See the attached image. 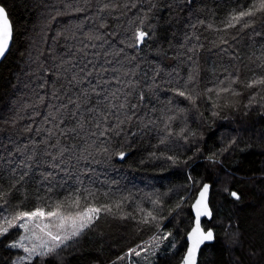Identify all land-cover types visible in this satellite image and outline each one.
<instances>
[{
	"label": "trees",
	"instance_id": "1",
	"mask_svg": "<svg viewBox=\"0 0 264 264\" xmlns=\"http://www.w3.org/2000/svg\"><path fill=\"white\" fill-rule=\"evenodd\" d=\"M251 3L0 0L14 30L0 63V206L79 194L112 209L34 264H126L160 233L175 250L154 264H180L206 183L216 240L199 264H264V85L248 87L264 78V11L225 27ZM16 239L0 237V264Z\"/></svg>",
	"mask_w": 264,
	"mask_h": 264
},
{
	"label": "snow or ice",
	"instance_id": "2",
	"mask_svg": "<svg viewBox=\"0 0 264 264\" xmlns=\"http://www.w3.org/2000/svg\"><path fill=\"white\" fill-rule=\"evenodd\" d=\"M261 11H264V0H252L251 6L245 7L230 15L225 21V27L233 28L237 25H240L242 28L248 27L250 21L246 18L252 17ZM147 35L148 33L138 30L136 34L137 43H143ZM11 36L12 27L8 19V14L4 7H0V57H3L8 50ZM258 85H264V78L250 82L248 87ZM228 90L227 88L224 89V91ZM178 94L180 96L185 95L183 91H180ZM123 106V104L119 105L121 108ZM104 119H107V116ZM208 192L209 185L205 184L199 192V198L195 202V227L192 228L188 236L191 246L187 250V255L183 258V264H196V256L200 246L206 241H212L214 239V234L211 230L205 232L200 227L201 216H211L206 203ZM2 195L0 194V198H2ZM230 195L237 200L240 199L236 192H231ZM116 207L118 208L119 205L117 204ZM102 210L110 212L112 209L109 205L97 207L93 202L86 198L82 199L77 194L71 198L59 201L54 205H49L47 210L41 206L31 211H17L14 215L0 218V236L7 234L9 229L17 226L25 229L26 233L30 232V235L21 237L20 242L12 245V247L23 248L28 253L27 257L21 258L19 264H23L24 261H28L30 264L34 254L38 257H46L55 252L56 248L60 247L67 240L79 236L85 228L94 222L95 218H98V214ZM147 215L151 217L152 213L149 212ZM152 219H155V217H152ZM21 221L23 223H20ZM29 225H31V228H29ZM25 239L30 241L35 240L37 243H33L31 247H27L23 243ZM132 254L139 256L141 252L132 249L128 255Z\"/></svg>",
	"mask_w": 264,
	"mask_h": 264
},
{
	"label": "rangeland",
	"instance_id": "3",
	"mask_svg": "<svg viewBox=\"0 0 264 264\" xmlns=\"http://www.w3.org/2000/svg\"><path fill=\"white\" fill-rule=\"evenodd\" d=\"M7 212H8V214H7ZM7 212H6V210L3 207H0V218H2L4 216H7V215L8 216L12 215V214L9 213V211H7ZM20 223H23V221H21ZM29 228H31V225H29ZM11 231H14V232L16 231V233H17V239L14 241V243H12V245L20 242L21 241V237H24V236H27V235L31 234L30 232L26 233L25 229L20 228L18 226L9 229V232H11ZM78 237L79 236L73 237V238L67 240L60 247L56 248L55 252L51 253L50 255L55 254L61 247H64L68 243L78 239ZM23 243L25 244V246L31 247L32 244L33 243H37V241H35V240H31L30 241V240L25 239V240H23ZM14 248L18 249L20 253H19V255L17 257H15L13 259V264H19V262L21 261V258L22 257H27L28 253L25 252L23 248H20V247H14ZM135 250L136 251H140L141 255H139V256H137L135 254L128 255V253H129L128 252L123 257H121L119 260L123 261V263H126V264H154L155 259L158 256H161V255L165 254L167 251L168 252H172L173 250H175V242L171 238V235H169L167 233H160L159 235H157L153 239H150L149 241H147V242L143 243L142 245H140V247L136 248ZM50 255H48L46 257H38V256H35V254H34L33 255V259L31 260L30 264H34L36 261L38 262L40 259H46ZM23 264H29V262L28 261H24Z\"/></svg>",
	"mask_w": 264,
	"mask_h": 264
},
{
	"label": "water",
	"instance_id": "4",
	"mask_svg": "<svg viewBox=\"0 0 264 264\" xmlns=\"http://www.w3.org/2000/svg\"><path fill=\"white\" fill-rule=\"evenodd\" d=\"M0 7H4V6L0 5ZM4 8H5V7H4ZM5 10H6V8H5ZM6 12H7V10H6ZM7 14H8V12H7ZM8 19H9V21H10V23H11V27H12V36H11V40H10V42H9L8 50L6 51V53H5V55H4L3 57H0V63L5 59V57H6L7 54L9 53V51H10V49H11V46H12V43H13L14 30H13V25H12L11 19H10V17H9V14H8ZM145 39H146V37H145ZM145 39H144V42H145ZM144 42H143V43H139V44H138V47H142L143 44H144ZM206 184L209 185V192H208V194H207L206 203H207L208 210H209L210 213H211V216H210V217H208V216H201V218H200V227H201V229H202L203 231H205V232H207L208 230H206V229L204 228V226H203V221H204V219H207V220H209V221H211V220L213 219V209H212L211 204H210V201H211V194H212V186H211L210 183H206ZM204 185H205V184H204ZM204 185H203V186H204ZM203 186H202V188H203ZM202 188L198 191L197 196H196V198H195V200H194V202H193V204H192V213H193V216H194V224H193L192 228L195 227V214H196V209L194 208V205H195L196 200L199 198V192L202 190ZM192 228H191V230H192ZM191 230L189 231V233L187 234V237H186V239H187V250H188V248L191 246V242H190V240L188 239V236H189ZM209 230H211V231L213 232V234H214V239H213L212 241H206L204 244H202V245L200 246V249H199V251H198V253H197V256H196V264H199L200 254H201V251H202L203 247H204L205 245L213 244V243L215 242V240H216V234H215V231H214L213 229H209ZM187 250H186V253H185L184 257L187 255ZM184 257H183V258H184ZM180 264H183V259H182V261H181Z\"/></svg>",
	"mask_w": 264,
	"mask_h": 264
},
{
	"label": "bare ground",
	"instance_id": "5",
	"mask_svg": "<svg viewBox=\"0 0 264 264\" xmlns=\"http://www.w3.org/2000/svg\"><path fill=\"white\" fill-rule=\"evenodd\" d=\"M1 202L2 201H0V205H2L3 204V202H2V204H1ZM1 207V206H0ZM3 207V206H2ZM185 239V238H184ZM178 240V239H177ZM179 241V240H178ZM183 242H184V240H183ZM187 242V241H186ZM182 243V242H181ZM177 244V243H176ZM179 245V244H178ZM178 245H177V247H178ZM185 245V244H184ZM183 251V250H182ZM181 254H183L182 252H181Z\"/></svg>",
	"mask_w": 264,
	"mask_h": 264
}]
</instances>
